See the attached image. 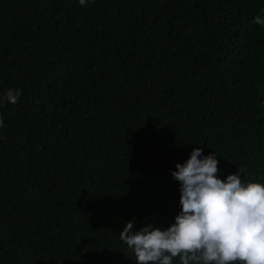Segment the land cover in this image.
<instances>
[{"label": "trees", "instance_id": "1", "mask_svg": "<svg viewBox=\"0 0 264 264\" xmlns=\"http://www.w3.org/2000/svg\"><path fill=\"white\" fill-rule=\"evenodd\" d=\"M262 9L0 0V264H136L119 233L175 223L195 147L264 183Z\"/></svg>", "mask_w": 264, "mask_h": 264}, {"label": "clouds", "instance_id": "2", "mask_svg": "<svg viewBox=\"0 0 264 264\" xmlns=\"http://www.w3.org/2000/svg\"><path fill=\"white\" fill-rule=\"evenodd\" d=\"M253 22L264 26L260 15ZM22 94L10 88L4 100L15 105ZM216 157L195 147L175 165L171 176L180 185V211L171 226L148 224L136 231L134 220L123 226L119 238L136 264H264V183L242 180L243 168L219 178Z\"/></svg>", "mask_w": 264, "mask_h": 264}]
</instances>
